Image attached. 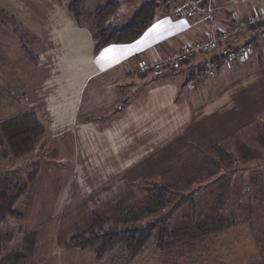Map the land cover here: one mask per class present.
Instances as JSON below:
<instances>
[{"label":"rangeland","instance_id":"1","mask_svg":"<svg viewBox=\"0 0 264 264\" xmlns=\"http://www.w3.org/2000/svg\"><path fill=\"white\" fill-rule=\"evenodd\" d=\"M117 1L119 9L107 25L116 21H121L118 25L126 24L146 2H154L158 11L164 6L161 0ZM166 1L170 4L169 10L178 2ZM11 2L8 0L7 4ZM0 4V10L7 14H0V33L6 38H0V120L38 107L48 112L45 143L23 157L0 159V169L12 177H24L31 164H40L30 193L15 206L23 219H10L0 224V264H99L90 250L64 249L62 243L86 229L93 214L105 218L121 205L138 204L150 184L177 183L185 179L192 183L174 191L170 204L157 217L164 218L172 229L191 230V236L199 240L193 239L191 247L183 252L160 251L152 240H145L136 247V255L130 258L131 251L117 252L118 259L109 264H264V248L260 250L257 243V238L264 242V44L240 64L242 71H232L230 76L227 72L232 65L212 77L197 73V78H191L183 71L173 74L174 78L168 79L174 83L176 93L181 90L186 101L193 98L192 110L204 108L195 112L180 129L177 126L181 121L174 120L172 130L177 127L172 131L174 134L167 121L164 125L165 120H160L163 125L156 127L145 118L132 126L133 122L127 118L129 125L122 122L116 128L121 142L112 147L109 139L102 137L103 132L99 131L109 129L119 115L123 121L124 111L116 110L122 103L112 109L115 113L107 112L108 109L98 112L99 104L93 102L83 104L90 111L77 122L76 128L71 117L78 98L71 96L73 104L58 110L53 102L62 97L59 98V92L74 91L80 77H73V74L69 77L63 71L51 75L43 70L44 66H35L11 31L13 27L8 18L14 16L16 9ZM236 6L240 5L232 0L225 1L227 11ZM212 16L216 20L215 15ZM84 18L87 19V15ZM213 23L215 21L207 22L208 25ZM28 46L34 53L39 52L32 44ZM60 53L61 50L54 51L55 56ZM49 79L59 85L53 89L54 95L50 89L36 91L34 85ZM136 79L134 88L123 92L126 97L159 82L154 78ZM88 87L81 94V101L85 103L90 101L89 96L101 99L109 95L105 86ZM5 89L23 98L8 96ZM173 98L171 102H175L178 116L183 118L186 101ZM53 99L56 100L51 104ZM167 102L165 104H169ZM157 106L151 101L147 109L155 110ZM138 110L142 109L138 107ZM161 114L166 115L163 110ZM81 125H89V130H80ZM217 145L235 158L230 168L221 165L220 171L207 177L212 169L200 166L203 157L197 150L215 158L212 148ZM248 213L249 222L219 237L203 239L201 234H196L212 215L223 217L225 221L231 216L244 221ZM32 231L35 239L30 250L29 233Z\"/></svg>","mask_w":264,"mask_h":264},{"label":"crops","instance_id":"2","mask_svg":"<svg viewBox=\"0 0 264 264\" xmlns=\"http://www.w3.org/2000/svg\"><path fill=\"white\" fill-rule=\"evenodd\" d=\"M5 1L6 3L4 0H0V3L4 4L6 8L16 9L13 13L16 18L13 15L12 16L27 31V33L35 39L32 47L39 50L37 53L33 52L37 59L34 61L36 64L35 66L38 68H43L44 66L43 70L47 73L50 72L51 75L52 73L58 74L63 71L64 73L66 72L69 77L72 74L73 77L75 75L80 77V83L77 87H74V91H70L69 93L59 92V98L62 97L57 100V102L55 101L56 99L51 100V104L55 101L53 103H56V106L58 105L56 107L58 110L64 108L66 105L68 106V104H73L70 102V99L72 98L71 96L78 98L73 108V117H71L73 119L72 121H75L76 128L78 127L77 122L85 118L88 115L87 112L90 111V108L83 104L90 105L93 102L95 105L99 104L97 107L98 112L108 109L107 112L115 113L113 111L115 106L118 105L119 102L122 103L116 110L124 111V116L122 117L124 118L123 121H120L121 118L119 115L117 118L118 120L111 123V127L108 125L109 129L99 131L100 133L103 132L102 137L109 139L112 147L121 142V140H118L117 138L119 133L116 128L122 122H127L128 124H126V126L129 125L127 118L131 119L133 122L130 123L132 126L145 118L154 122L156 127L163 125V123H159L160 120H165L164 125L167 121V124L171 127V134H174L172 131L175 132L177 127L180 129L186 124L185 121H188L195 115V112L204 108L197 107L192 110L191 106L195 105L193 98L190 97L188 101H186V99L183 98L181 90L176 93V87L173 86L174 83L168 78H174L173 74L180 73L181 71L185 72L188 77H196L197 73L200 74L202 61L210 55L198 56L186 62L176 70L161 77L153 76L151 74L141 75L138 72V68L141 64L153 63L185 44L195 41H205L210 35L222 31L235 35L236 40L233 42L235 45L258 39L260 32L246 26L244 21L250 16L264 11V0H256L236 6L230 11L225 10L226 0H204L205 4L200 7L195 17L179 18L175 14V9L190 0H178L177 5L173 10L168 9L170 5L169 2L161 0V3H164L161 11L157 10V6L154 2H146L155 5L156 16L152 25L141 36V38L130 44L107 46L94 56L92 41L93 23L91 21V15L96 8L104 5L107 0H82L80 26L76 24L69 14L67 3L65 4L66 1L64 0H10L12 1L11 5L7 4L8 0ZM213 4L216 6H213ZM208 10L211 11L209 12ZM209 14L215 15L216 20H214L215 23H213V25L207 24V17ZM85 15H87V19L84 18ZM118 23L121 24V21H116L110 24L113 27L122 26L120 24L118 25ZM2 35L3 34L0 33V38ZM2 38L6 39L4 37ZM260 44H264V40L259 41V44L254 51L260 46ZM55 50H61V53L55 56ZM106 50L111 51L106 52ZM102 56L104 58H102ZM64 57H67L68 59H65ZM245 61H234L231 64L232 68L227 72L229 74L228 76L231 75L230 72L232 71H242L240 64H244ZM62 64L64 67H62ZM226 67L228 66L219 67L216 74L219 73L220 75L222 70ZM136 77L142 81L154 78L159 82L155 84L152 82L153 84L146 86L143 92L134 91L136 94L131 92L127 98L126 94H123V92L131 87L134 88L133 86H135L138 80ZM51 79L45 80V82L42 80L38 82L37 85H34L36 91L37 89H42L44 92V89H50L51 94L53 93L54 95L55 91L53 89L59 87V85L58 82L56 83ZM88 85L105 86L108 88L109 95L107 97H101V99H97V96L92 95L93 99L89 96L88 99L90 101L85 103L81 101V94ZM206 93H208L207 90ZM166 95L169 96L168 99ZM172 97H174L173 99L175 100H178L179 98L182 99L181 101H186V114L183 118L178 116L177 106L174 104L175 102H171ZM151 101L158 104L155 110H152L150 107L147 109ZM166 102L169 104H165ZM138 107L142 110L139 111ZM35 109L44 108L38 107ZM161 110L166 114L165 116H162ZM174 120H180L181 122L174 130H172V122ZM79 129L88 131L89 125H81L79 126ZM166 135L167 134H165V136ZM106 145L111 147L108 142H106ZM122 206L124 205L119 206V208Z\"/></svg>","mask_w":264,"mask_h":264},{"label":"trees","instance_id":"3","mask_svg":"<svg viewBox=\"0 0 264 264\" xmlns=\"http://www.w3.org/2000/svg\"><path fill=\"white\" fill-rule=\"evenodd\" d=\"M64 1L67 2L69 14L76 24L80 26L82 0ZM203 4H205V1ZM118 9L119 3L117 0H107L104 5L96 8L92 13L94 56L107 46L125 45L137 41L152 25L156 16L155 5L153 3H145L136 10L131 20L126 24L120 27H113L111 24L107 25L106 23L115 16ZM0 14L7 15L2 10H0ZM8 19L10 20V26L14 28L11 31L17 36L21 50L30 59L36 61V56L31 47L28 46V43L33 45L35 39L27 33L15 18L11 16ZM248 27L261 32L264 30V21ZM237 45L233 43V46L236 47ZM215 54H207L210 56L206 59H213ZM217 56H220V54H217ZM206 59L202 61L201 66ZM201 66L200 73H202ZM165 74L163 75L165 76ZM6 94L16 98L19 97V99L23 98V95L16 96L8 91ZM47 119V112L44 109L21 111L1 119L0 159L23 157L41 146V143H45L48 135ZM212 150L215 158L206 155L203 150H197V153L203 157L200 166L204 169H212L211 172L206 174L207 177L214 175L222 167L230 168L232 160L235 158V155L228 153L219 145L213 147ZM39 170V163L31 164L24 177H12L5 175V172L0 169V224L6 223L10 219H23V214L15 206L21 198L30 193ZM191 183V180L185 179L177 183L167 181L161 184H150L144 189L145 193L138 204L124 205L105 218L93 214L89 226L67 239L62 243V247L70 250H90L99 264L114 263L118 259L117 252L126 250L131 251L130 258L133 257V255H136V247L145 240H152L155 248L160 251L175 250L183 252V250L191 247L190 243L193 242V239H195L194 241L199 239L192 237L191 230L187 228L179 230L170 228L166 220L157 217V215L170 204L171 197L175 195L174 191H180L184 188L183 186H189ZM247 211L249 212V209ZM249 217L250 213H248L247 219L244 221H239L235 216L234 219L231 216L228 221H225L223 217L212 215L206 220L201 229L198 228L196 234H201L202 238L206 236L216 238L231 228L249 222ZM29 234L32 238L30 243L31 250L34 246L35 232L32 231ZM262 242V239L257 238L260 250L264 248V242ZM15 258L20 257L16 256Z\"/></svg>","mask_w":264,"mask_h":264},{"label":"built area","instance_id":"4","mask_svg":"<svg viewBox=\"0 0 264 264\" xmlns=\"http://www.w3.org/2000/svg\"><path fill=\"white\" fill-rule=\"evenodd\" d=\"M235 5H243L256 0H232ZM204 0H190L184 5L175 9V14L179 18L195 17L202 6ZM209 12L211 10H208ZM208 21L214 22L211 14L207 17ZM264 21V11L250 16L244 24L246 26H255ZM236 40L235 35L228 32H219L210 35L205 41H197L183 45L164 57L159 58L150 64H141L138 68L140 74H151L154 76L163 75L177 69L182 64L196 58L198 55H207L216 53L213 59H206L201 68L202 74L212 77L220 66H229L234 61H245L254 49L258 46L260 40H264V30L259 33L258 39L246 41L233 46ZM220 54V56H217Z\"/></svg>","mask_w":264,"mask_h":264},{"label":"snow or ice","instance_id":"5","mask_svg":"<svg viewBox=\"0 0 264 264\" xmlns=\"http://www.w3.org/2000/svg\"><path fill=\"white\" fill-rule=\"evenodd\" d=\"M107 51H111V50H106V52H107ZM102 58H104V57L102 56Z\"/></svg>","mask_w":264,"mask_h":264}]
</instances>
